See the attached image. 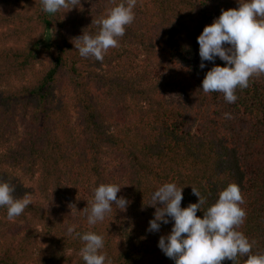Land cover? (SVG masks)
<instances>
[{
  "label": "trees",
  "instance_id": "1",
  "mask_svg": "<svg viewBox=\"0 0 264 264\" xmlns=\"http://www.w3.org/2000/svg\"><path fill=\"white\" fill-rule=\"evenodd\" d=\"M120 3L81 0L49 14L40 0H0V182L32 201L13 220L0 206V264H85L70 226L103 237L106 264H175L158 247L174 221L148 231V203L166 183L183 189L182 208L199 202L196 187L201 218L237 184L246 217L236 230L264 255V74L237 88L234 103L202 90L226 62L201 69L198 36L240 0H137L118 47L102 62L82 57L73 38L98 34L95 21ZM101 184L120 186L129 204L90 225Z\"/></svg>",
  "mask_w": 264,
  "mask_h": 264
},
{
  "label": "clouds",
  "instance_id": "2",
  "mask_svg": "<svg viewBox=\"0 0 264 264\" xmlns=\"http://www.w3.org/2000/svg\"><path fill=\"white\" fill-rule=\"evenodd\" d=\"M40 2L43 11L49 14L61 9L69 11L81 4V0ZM136 3L137 0H126V5L120 3L111 8L106 17L96 20L100 30L95 36L84 33L73 38L72 43L79 54L102 62L110 48L118 47V38L124 36L126 26L134 21ZM198 44L201 69L205 67V61H214L216 57L226 62V66L216 65L206 73L202 81L203 92H221L228 103H234L238 99L237 88L246 89L252 77L264 74V0H240L239 7L222 10L213 23L204 27L198 36ZM225 115L230 118V114ZM120 189L113 184H101L95 189L88 215L90 225L103 221L113 204L122 211L127 209L129 201L117 197ZM14 190L10 183L0 182V206L7 207L9 220L20 216L32 203L27 196L14 198ZM192 192L199 197V202L185 208L181 207L183 189L175 183H166L152 193L148 205L156 210L148 231L157 232L161 223L174 221L171 232L159 239L161 251L175 264H222L226 259L236 264L238 256H247L245 264H264V255L251 254L254 241L250 242L236 230L246 217V211L240 207L244 203L240 187L229 184L219 193L217 202L204 210L202 218L197 216V211L203 209L205 197L194 186ZM67 231L69 235L75 233L84 242L80 255L85 264H106L107 256L100 252L104 247L101 235L94 232L81 235L74 226Z\"/></svg>",
  "mask_w": 264,
  "mask_h": 264
},
{
  "label": "rangeland",
  "instance_id": "3",
  "mask_svg": "<svg viewBox=\"0 0 264 264\" xmlns=\"http://www.w3.org/2000/svg\"><path fill=\"white\" fill-rule=\"evenodd\" d=\"M53 38H54V31H50L49 32V35H48V37H47V41H46V43H45V45L49 42V41H51V40H53ZM49 39V40H48ZM1 45V44H0ZM28 182L30 183V184H32L33 182L31 181V180H28ZM40 198V197H39ZM47 206H48V208H57V205L55 204V201L54 200H51V201H49V202H47ZM41 227V226H40ZM40 244V243H39ZM38 254V253H37ZM37 254H35V256L37 255ZM34 256V255H33Z\"/></svg>",
  "mask_w": 264,
  "mask_h": 264
}]
</instances>
